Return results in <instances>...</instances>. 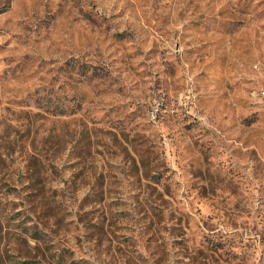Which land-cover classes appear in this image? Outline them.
Listing matches in <instances>:
<instances>
[{
	"label": "rangeland",
	"instance_id": "rangeland-1",
	"mask_svg": "<svg viewBox=\"0 0 264 264\" xmlns=\"http://www.w3.org/2000/svg\"><path fill=\"white\" fill-rule=\"evenodd\" d=\"M0 264H264V0H0Z\"/></svg>",
	"mask_w": 264,
	"mask_h": 264
}]
</instances>
